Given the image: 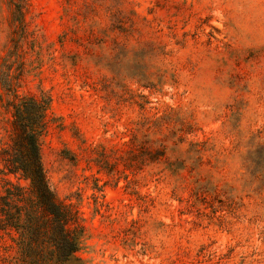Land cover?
I'll use <instances>...</instances> for the list:
<instances>
[{
    "label": "rangeland",
    "instance_id": "rangeland-1",
    "mask_svg": "<svg viewBox=\"0 0 264 264\" xmlns=\"http://www.w3.org/2000/svg\"><path fill=\"white\" fill-rule=\"evenodd\" d=\"M27 2L21 92L51 96L42 161L83 264H264V0ZM138 142L165 160L125 168Z\"/></svg>",
    "mask_w": 264,
    "mask_h": 264
},
{
    "label": "trees",
    "instance_id": "trees-1",
    "mask_svg": "<svg viewBox=\"0 0 264 264\" xmlns=\"http://www.w3.org/2000/svg\"><path fill=\"white\" fill-rule=\"evenodd\" d=\"M16 37L0 65V247L4 236L16 246L1 264H83L78 256L85 225L79 209L63 204L51 190L41 155V139L50 123L52 99L22 93L24 69H17L24 43L30 38L25 20L27 0H15ZM129 143L135 144L132 139ZM127 143V144H129ZM127 153L125 168H143L166 158L163 146L138 142Z\"/></svg>",
    "mask_w": 264,
    "mask_h": 264
}]
</instances>
